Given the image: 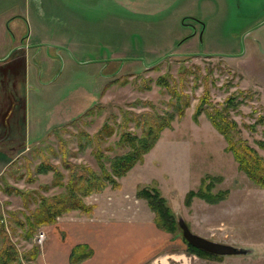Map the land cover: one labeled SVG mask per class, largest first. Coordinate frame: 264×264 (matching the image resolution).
I'll return each instance as SVG.
<instances>
[{"label": "rangeland", "instance_id": "rangeland-1", "mask_svg": "<svg viewBox=\"0 0 264 264\" xmlns=\"http://www.w3.org/2000/svg\"><path fill=\"white\" fill-rule=\"evenodd\" d=\"M263 3L0 0V6L13 17L6 22L8 28L0 24V37L6 39L7 46L0 50V57L23 35L27 36L24 43L31 47L43 42L60 47L41 46L28 51L30 65L23 91L31 143L5 144L0 137V249L3 238L13 245L19 262L12 264H37L46 234H52L54 227L43 228L73 210L90 213L96 204L91 197L105 189L83 197L89 212L78 208L63 211L53 222L40 224L31 233L28 222L41 209V200L54 201V196L64 194L70 175L65 164H72L75 170V166L98 170L94 150L110 157L126 151L128 148L120 144L121 131L140 134L142 130L140 121L130 120L132 114L148 113L154 120L156 114L170 107L172 91L189 98L183 116L175 117L169 128L161 130L154 146L118 179L117 187L108 186L112 190L123 186L130 193L135 191V196L139 188L155 187L175 215L173 230L158 226L168 234L167 253L161 252L153 264H264V187L239 169L223 135L204 113L197 115V121L192 116L206 91L210 105L221 106L235 94L239 104L230 116L241 138L264 160ZM19 14L22 21L17 20ZM182 16H195L204 23L202 40L197 34L189 35L192 27L181 24ZM195 27L200 29V25ZM197 53L232 56L205 57ZM117 59L122 60L113 61ZM22 64L14 70L11 64L0 63V74L24 79ZM159 77L163 85L158 83ZM98 80L103 86L95 101ZM96 104L102 105L100 112L84 116L77 125H68L70 119ZM53 123L62 125L50 129L39 143H32L46 124ZM105 124L112 126V133L98 135ZM78 130L94 136L90 146L80 148L75 136ZM4 150L13 158L4 160ZM42 163L49 166L40 168L50 169L41 172ZM206 175L217 179L212 191L228 190L227 197L216 203L198 196L188 200V192L196 191ZM137 198L141 199L139 205L129 198L131 207H148L144 198ZM180 217L192 232L248 252L198 256L188 249L177 223ZM40 232L44 234L41 243L37 240ZM54 232L60 234L56 229Z\"/></svg>", "mask_w": 264, "mask_h": 264}, {"label": "trees", "instance_id": "trees-1", "mask_svg": "<svg viewBox=\"0 0 264 264\" xmlns=\"http://www.w3.org/2000/svg\"><path fill=\"white\" fill-rule=\"evenodd\" d=\"M14 70L16 69L14 68ZM158 83L163 85L162 77L158 78ZM107 86L108 83L105 84L104 89H106ZM170 95L172 97L170 107H168V110H165L163 113L156 114L154 120H150L148 113H141V115L135 113L132 114L130 120L135 119L138 120L137 122L140 121L142 130L140 134L130 133L126 130L121 131L119 139L122 143L120 144H123L128 148L126 151L112 157L106 156L101 150L93 151L95 152L94 155L96 157L98 170L86 168L84 166H75V170L73 169L72 164H65L70 170V175L69 181L65 186V191L63 192L64 194L54 196V201L45 200L46 202H44V200H41V209L37 211L38 213L34 215L32 221L28 222L31 233L36 226L53 222L56 216L63 211L78 208L81 212H89V207L83 204L82 199L84 196L93 192L102 191L108 185L111 187H117L119 185L118 179L124 176L137 162L142 161L144 154L154 146L161 130L167 127L169 128L175 117L183 116L185 108L190 103L189 98L181 92L178 93L175 91H172ZM238 104L239 100H237L236 95L231 94L224 100V103L221 106L220 104L210 105L206 91L200 98L199 103L193 112V120L197 121V115L204 113L209 119L211 125L223 135L227 143V150H230L233 153L235 160L238 162L239 169L244 171L249 178L264 187V160L255 149L249 146L245 139L241 138L239 135L240 129L235 120L230 116L231 112H234ZM101 109L102 105L100 104L90 106L76 118L70 119L68 125H77L76 123H78L79 119L91 115V113L100 112ZM84 123L86 124L87 122ZM60 125L62 124L55 125L51 130L54 131ZM112 131V126L105 124L100 129L98 135L103 134L108 136ZM77 132L75 133V136L80 148L88 147L93 143L94 136L91 137L90 134H87L82 130H78ZM61 142L64 144L63 140H61ZM42 166L48 167L49 164L42 163L39 168ZM40 169L41 172H45L50 168L46 170L42 168ZM216 181L217 179L214 177L209 175L204 176L201 180L200 187L196 191L190 190L188 192L187 199L189 200L192 196H198L209 203H216L225 199L228 195V190L212 191L215 187ZM136 197L144 198L146 200L148 207L154 212V221L157 226L169 231L175 228V215L157 188H139L136 191ZM186 243L188 249L198 256L207 258L219 257V255L210 254L198 249L187 241ZM89 255L90 250L86 245H77L71 253L70 260L72 263H76ZM17 261L18 259L13 245L7 241L6 238H3L2 248L0 249V264H12Z\"/></svg>", "mask_w": 264, "mask_h": 264}, {"label": "crops", "instance_id": "crops-1", "mask_svg": "<svg viewBox=\"0 0 264 264\" xmlns=\"http://www.w3.org/2000/svg\"><path fill=\"white\" fill-rule=\"evenodd\" d=\"M6 12L5 7L0 6V24L5 28L8 27L7 20L13 18L10 17L12 13ZM19 16L17 20L22 21V15L19 14ZM14 29L11 30L14 31ZM8 39L10 41V38ZM5 40L4 37H0L1 51L7 47L4 46ZM0 63L2 64L1 61ZM29 63L27 53L22 64L24 79L21 76L16 78L15 91L11 88L12 77L9 74L0 75V137H4L5 144L31 143L29 142V116L23 91ZM97 84L94 93L95 101L103 86L99 80ZM54 95L58 97V94L54 93ZM57 123L55 124L58 125ZM55 124H46L40 137L32 143H39ZM36 128L38 127H34ZM3 153L4 160L13 158V154H8V150H4ZM111 190L112 188L107 186L103 192L91 197L96 204L90 213L73 210L58 217L53 224L44 227L43 229L46 230L49 227L54 228L52 234H46L42 256L38 255L37 264H153L162 254L161 252L167 253L168 234L156 225L152 211L142 205L135 209L134 206L129 205L132 203L129 202L131 197L136 201L133 202L139 205L141 199L135 196V191L130 193L123 189V186ZM108 193L111 194L107 195ZM54 229L60 234H55ZM77 245H86L90 255L72 263L71 253Z\"/></svg>", "mask_w": 264, "mask_h": 264}, {"label": "water", "instance_id": "water-1", "mask_svg": "<svg viewBox=\"0 0 264 264\" xmlns=\"http://www.w3.org/2000/svg\"><path fill=\"white\" fill-rule=\"evenodd\" d=\"M38 45L39 46H50V47L60 48V47H58L55 44H48V43H41V44H38ZM66 51H68V50H66ZM197 54L198 55H203L205 57H212V56L228 57V56H232V55L216 54V53H197ZM174 55H176V54H171L169 56H174ZM187 55H192V53L187 54ZM193 55H195V54H193ZM239 55L240 54H237V55H234V56H239ZM8 56L5 57V59L8 58ZM117 60H122V59H117ZM161 60H163V58ZM160 61H158L157 63H159ZM86 63H90V62H86ZM148 67H151V66H147V68ZM177 223H178V226L181 229L183 238L189 244H191L194 247H196L198 249H201V250H203L205 252H208V253L214 254V255H219V256L241 255V254H246L248 252V250L246 248L237 247V246H234V245H231V244L216 242V241L210 240V239H208L206 237H203L201 235H198V234L192 232L190 230L189 226L187 225V223L181 217L178 218Z\"/></svg>", "mask_w": 264, "mask_h": 264}, {"label": "flooded vegetation", "instance_id": "flooded-vegetation-1", "mask_svg": "<svg viewBox=\"0 0 264 264\" xmlns=\"http://www.w3.org/2000/svg\"><path fill=\"white\" fill-rule=\"evenodd\" d=\"M181 24L182 25H184V26H186V27H192L191 28V32H190V34L189 35H192V36H194L195 34H197V37H199V40H202V35H203V33H204V30H205V25H204V23L200 20V19H198L197 17H195V16H182V18H181ZM196 25H200V29L198 30L195 26ZM8 28V27H7ZM14 32L15 31H13V33H12V31H11V35H12V38H15L16 37V35L14 34ZM194 34V35H193ZM188 35V36H189ZM22 38H21V41H19L18 43H17V45L16 46H12L11 48H9L8 49V51L5 53V55H3V57L2 58H0V61L2 62V64H11V67H13V68H15L16 69V67L18 68V67H20L21 66V64H22V62L21 63H19L20 62V59L23 57V58H25V55L28 53V51L30 50V49H37V47H41V46H39L38 44H37V47L35 48V47H31L30 45L31 44H28V43H24L25 42V37H27L26 35H23V36H21ZM186 37V36H185ZM25 39V40H24ZM186 39V38H185ZM184 39V40H185ZM24 40V41H23ZM43 43H45V42H43ZM30 48V49H29ZM50 48H54V49H57V48H55V47H50ZM59 49V48H58ZM58 51H60V50H58ZM22 53V54H21ZM10 54V55H9ZM9 55V56H8ZM234 55H237V54H234ZM8 56V58H6L5 59V57H7ZM46 56V55H45ZM52 56V55H51ZM239 56H241V55H239ZM29 57V56H28ZM53 57V56H52ZM57 57L59 58V55L57 54ZM56 57V58H57ZM64 57V56H63ZM5 59V60H4ZM47 60H49L48 59V57L46 58ZM50 60H52V59H50ZM113 61H119V60H113ZM8 67H10V66H8ZM23 68V67H22ZM3 73L4 72H1V74L0 75H2L3 76ZM16 85H17V82H16V79L13 77V80L11 81V88L13 89V91H15V88H16Z\"/></svg>", "mask_w": 264, "mask_h": 264}, {"label": "built area", "instance_id": "built-area-1", "mask_svg": "<svg viewBox=\"0 0 264 264\" xmlns=\"http://www.w3.org/2000/svg\"><path fill=\"white\" fill-rule=\"evenodd\" d=\"M43 238H44V234H43V232H40V234L38 235V238H37L38 242L41 243V241L43 240Z\"/></svg>", "mask_w": 264, "mask_h": 264}]
</instances>
